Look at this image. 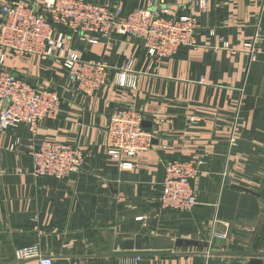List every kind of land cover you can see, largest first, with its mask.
Masks as SVG:
<instances>
[{
    "label": "crops",
    "instance_id": "1",
    "mask_svg": "<svg viewBox=\"0 0 264 264\" xmlns=\"http://www.w3.org/2000/svg\"><path fill=\"white\" fill-rule=\"evenodd\" d=\"M31 1L0 0V8ZM90 1L119 15L147 9L196 17L200 48L182 49L149 71L151 61L137 43L70 41L84 60L127 61L140 74L136 90L109 84L89 98L69 89L59 65L35 56L7 58L5 70L62 98L58 119L41 122L37 140L79 148L85 166L65 181L35 177L27 129L2 135L0 264H22L21 250L34 244L55 264L136 257L138 264H246L248 254L263 255L264 0H206L209 12L204 0ZM114 107L158 111L147 121L155 137L151 150L120 161L108 156L105 130ZM173 159L199 168L198 205L189 213L160 206L164 163ZM178 240L208 246L178 247Z\"/></svg>",
    "mask_w": 264,
    "mask_h": 264
},
{
    "label": "built area",
    "instance_id": "2",
    "mask_svg": "<svg viewBox=\"0 0 264 264\" xmlns=\"http://www.w3.org/2000/svg\"><path fill=\"white\" fill-rule=\"evenodd\" d=\"M41 2L32 0L0 8V139L7 131L25 127L33 175L65 181L83 173L85 158L81 150L56 141L37 140L40 123L58 119L62 98L54 88H38L5 70L7 58L35 56L59 65L67 74L69 89L88 98L109 84L136 90L140 74L130 71L127 61L110 66L104 57L84 60L71 51L70 41L115 44L119 39L129 40L137 43L140 53L150 59V71L163 61L178 57L182 49L199 50V21L191 15L171 17L166 12L147 9L119 15L111 6L90 0H52L43 7ZM202 6L206 12L211 9L209 1H202ZM220 42L225 44L224 37ZM109 117L105 145L111 159L120 161L123 156L135 157L152 149L154 134L143 123L157 118V110L114 107ZM17 147L18 142L13 148ZM237 147L236 139H231L230 148ZM198 175L199 168L192 161L165 162L161 208L176 213L191 212L198 205V192L193 186ZM21 258L22 264H55L54 258L44 254L39 244L22 249ZM138 261L136 257L119 260L118 264H138Z\"/></svg>",
    "mask_w": 264,
    "mask_h": 264
},
{
    "label": "water",
    "instance_id": "3",
    "mask_svg": "<svg viewBox=\"0 0 264 264\" xmlns=\"http://www.w3.org/2000/svg\"><path fill=\"white\" fill-rule=\"evenodd\" d=\"M143 126L146 128H149L150 124L147 122H144ZM176 245L178 247H204V248L208 246L207 243H205L204 241H187V240H178ZM247 257H248V261L246 262V264H264V261H263L264 254L260 256L248 254Z\"/></svg>",
    "mask_w": 264,
    "mask_h": 264
}]
</instances>
